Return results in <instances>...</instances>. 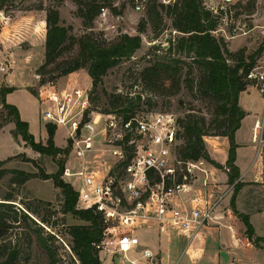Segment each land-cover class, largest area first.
I'll return each instance as SVG.
<instances>
[{
  "label": "rangeland",
  "instance_id": "374dc122",
  "mask_svg": "<svg viewBox=\"0 0 264 264\" xmlns=\"http://www.w3.org/2000/svg\"><path fill=\"white\" fill-rule=\"evenodd\" d=\"M174 1L158 0L157 2L168 5ZM99 2L105 3L106 14L101 16L100 9V14L91 22L85 21L79 15V4L75 0H64L60 4L56 0H7L1 9L0 66L2 63H8L9 67L7 72L0 70V87L8 86L5 82L10 80L14 85L17 84L12 98L24 112H29L35 120L37 118L41 120L38 124H34L39 136L35 137L36 142L45 147L49 146V135L45 140L40 139V135H44L45 125L46 128L47 126L54 128L49 123L44 124L40 114L41 106L37 99L38 89L43 84L41 79L46 81L54 79L58 86L65 82L62 79L64 76L58 77L60 70H52L55 64L50 65L47 68L49 71L42 77L37 74L38 69L45 62V18L46 9L51 6L58 7L61 23L77 38L92 33L99 40L110 42L117 40L123 33L142 36L141 48L132 58L124 59L111 68L103 77V83L96 89L89 84L90 75L87 69L77 70L80 71V75L74 76L78 78L76 85L89 88V110L101 112L119 111L122 108H131L140 112L155 110L171 112L180 120H186L191 114L205 118L206 126L213 125L217 118L218 107L215 100L203 88L204 70L192 53L179 51L177 48V41L184 34L174 29L172 19L166 11L160 9L163 19L153 24L147 15L153 0H99ZM137 4L141 5L140 9L136 8ZM41 6L44 9H39ZM226 11L213 34L223 38L231 52H240L246 60H249L259 47L264 48V0H240ZM141 23L145 24L143 32L139 31ZM77 53V45L67 47L58 62L70 59ZM255 59L254 67L264 72V50L260 55H256ZM157 62L169 63L175 70L165 68L159 76L148 75L149 80H145V68ZM230 64H235V61L230 59ZM36 74L39 76V81ZM249 81L251 84L247 88L250 87L243 93V98L247 101L244 105L259 113L253 132L259 144L260 157L252 176L243 178L245 183L237 195L236 205L238 212L253 215L258 230L264 233V92L262 91L264 81ZM253 118L254 115H250L245 119L240 131L241 136L245 134L247 137ZM258 122L259 126L256 127ZM223 137L225 136H205L208 152L213 149L220 152L218 142H222ZM53 143L55 144L54 141ZM61 148L66 149V147ZM67 160L66 151L53 156L34 149L26 142L17 131L13 114L3 106L0 95V201H4L3 198L12 194L17 207L26 208L27 204H30L38 213L35 214V222L20 219L15 223L19 224L16 228L7 227L5 233L0 235V244L15 246L19 250L17 264H50L45 244L52 249L57 259L56 264H82L73 249L70 229L72 226L89 223L72 213H63L64 196L61 188L55 186L54 180L49 177L60 170V161L65 166ZM222 165L226 166V164ZM20 171L29 172L34 176L23 184L13 182L21 177L18 174ZM58 179L60 183L70 184L63 174ZM232 194L233 189L229 201L223 208L225 210L231 208L236 216V223L241 222V226L235 227L240 238V234H246V227L233 210ZM76 208L80 209L77 205ZM42 218L47 221L41 222ZM259 234L256 233L254 238ZM251 242L255 244L254 240ZM185 243L186 240L182 239L180 246H184ZM259 244L264 245V242L260 241ZM95 251L101 259V264H130L121 254L106 251L102 247H95ZM2 259L0 257V262ZM187 259L185 256L183 263Z\"/></svg>",
  "mask_w": 264,
  "mask_h": 264
},
{
  "label": "built area",
  "instance_id": "2783aa9c",
  "mask_svg": "<svg viewBox=\"0 0 264 264\" xmlns=\"http://www.w3.org/2000/svg\"><path fill=\"white\" fill-rule=\"evenodd\" d=\"M239 1L205 0L204 5L221 14ZM105 14L106 7H101V16ZM8 67L2 63L0 70L7 72ZM247 79L262 82L264 72L253 67ZM38 100L42 119L68 131L63 177L77 193V207L92 210L103 222L96 248L115 254L138 251L131 263L145 259L147 264H162L142 246L139 230L157 227L191 239L215 219V208L234 187L228 183L225 192L212 200L204 197L201 204L179 202L200 178L204 187L211 186L215 173L206 158L180 156L181 126L171 112L136 111L125 117L119 111L89 110V88L49 81L40 85Z\"/></svg>",
  "mask_w": 264,
  "mask_h": 264
},
{
  "label": "trees",
  "instance_id": "16d2710c",
  "mask_svg": "<svg viewBox=\"0 0 264 264\" xmlns=\"http://www.w3.org/2000/svg\"><path fill=\"white\" fill-rule=\"evenodd\" d=\"M6 1L0 0V10ZM56 1L60 4L64 0ZM75 1L79 4V15L88 22L93 21L100 14L101 7H105V3L102 4L99 0ZM157 1L153 0V4L147 10L149 21L153 24L159 23L158 21L163 19L160 9L166 11V14L172 19L174 29L184 34L178 39L177 48L179 51L192 53L202 66L204 70L203 88L215 100L218 107L217 118L214 120L213 125L206 126L205 118L191 114L188 115L186 120L178 119L181 126L179 154L185 159L203 157L217 168H228L229 184L234 185L231 199L233 210L244 222L247 237L254 240L256 246H261L259 242H264V237L256 236L254 238L256 232L250 215L238 212L236 205L237 195L244 186V182L240 179L241 171L236 164L238 144L235 140V133L240 128L242 119L246 115V111L239 103V95L251 84L247 79V74L255 66L256 55H260L264 48L263 46L259 47L249 60H246L240 52H231L227 48L224 39L213 34L224 11L222 10L221 14H215L205 7L203 0H175L168 5ZM39 9L44 8L41 6ZM114 10L117 12V8H114ZM46 12L45 62L37 71V74L41 77L49 71L47 68L54 64L55 67L52 70H60L58 77L85 68L92 78L93 89H96L103 83V77L111 68L117 66L124 59L132 58L134 53L142 46V36L139 34L123 33L117 40L110 42L101 41L92 33L84 34L79 38L74 37L69 33V28L61 23L60 11L57 6L49 7ZM144 30L145 24L141 23L139 31L143 32ZM75 45L78 46L77 55L58 62L63 51L67 47ZM230 59H233L235 64H230ZM165 68L172 69L169 63L162 62L147 66L144 70L145 80H149L150 75L159 76ZM45 81V79H41V83H45ZM48 81L55 82L54 79ZM15 89L11 86H2L0 87V95L3 106L9 109V113L13 114L17 131L21 137L34 149L49 155L57 156L62 152H67V148H59L53 143L57 128L53 124H51L54 127L53 129L51 126H47L49 146L45 147L36 142L35 136L29 131L28 122L21 118L18 107L7 102V94ZM139 97L141 98L140 95ZM119 111L125 117H129L136 112L131 108H122ZM208 135L228 137L230 147L225 167L211 158L204 138ZM59 166L60 170L56 174L49 175V177L54 180L55 186L61 188L64 196L63 213H72L89 223L88 225L71 227L70 235L73 238V249L82 264H100L101 259L95 251L94 244L102 239L103 222L92 210L76 208L77 193L70 184L59 182L58 177L63 174L64 170L62 161L59 162ZM18 174L21 177L13 180L18 184H23L34 176L25 171H20ZM3 200L0 201V235L5 233L7 227L16 228L19 224L15 223L20 219L35 222V214L38 213L32 205L27 204L26 208L17 207L12 194H8ZM45 221H47L45 218L41 219V222L45 223ZM45 248L50 258V264H56L57 259L52 249L47 244H45ZM18 255L19 250L15 246L0 244V257L3 258L0 264H17Z\"/></svg>",
  "mask_w": 264,
  "mask_h": 264
},
{
  "label": "crops",
  "instance_id": "0c3cea01",
  "mask_svg": "<svg viewBox=\"0 0 264 264\" xmlns=\"http://www.w3.org/2000/svg\"><path fill=\"white\" fill-rule=\"evenodd\" d=\"M45 25V22H44ZM46 38V32H44ZM12 76V72L10 73ZM80 75V71H74L65 75L64 83L60 87L69 84L70 86L78 82V78L74 76ZM36 78L39 81V76L36 74ZM85 78V77H84ZM37 81V82H38ZM89 84H92V78L90 77ZM8 86L14 82H5ZM58 85V83H57ZM17 84L14 85L17 89ZM250 87V86H249ZM249 87L242 91L239 95V103L241 107L246 111L245 117L242 119L240 128L235 133V140L238 144L236 164L239 166L241 171L240 179L244 182L243 178L247 176H252L254 173V167L257 164L260 152L258 151V143L254 136V124L259 117L258 112H254L251 108L246 107L247 101L243 98V93H245ZM15 89V91H16ZM15 91L8 93L6 96L7 102L14 104L18 107L21 118L28 122L29 131L37 138L39 137L36 129H34V124H38L41 120L37 118L34 119L32 115L22 109V107L14 101L12 98ZM29 93V92H28ZM31 94V93H30ZM35 97V96H34ZM38 101V99H37ZM254 115L253 122L250 123L248 135H240L243 123L245 119ZM41 118V117H40ZM44 124L46 122L44 121ZM59 134L61 135L59 137ZM67 134L68 131L65 127L60 126L56 128L54 134V142L57 147H66L67 145ZM48 131L45 125L44 135H40V139L45 140L48 138ZM220 145V152L217 149L209 150L212 159L216 160L221 164H226L229 153V139L228 137H223L222 142H218ZM211 171L215 173V179H213V184L209 187H204L202 179L196 181L192 190L184 194L179 198V202L183 205H193L201 204L204 197L209 199L216 198L218 195L225 192L228 187V172L224 169L217 168L213 165ZM245 183V182H244ZM214 195H212V193ZM211 193V194H210ZM231 196V191H228L219 202L215 208L214 215L215 219L208 225L203 226L198 234L193 238H189L186 234H177L169 230H160L159 228H143L139 230L140 241L143 247L150 248L155 254H157L158 261L162 264H264V245L256 246L251 242L247 235L240 234V238L237 232H234L237 225H242L236 223V216L232 212L231 208H223ZM227 206V205H226ZM251 222L255 227V232L260 233L259 236L264 237V233L258 230L256 225V220L254 216H250ZM237 230V229H235ZM142 232V234H140ZM182 239L186 240L184 246H180ZM128 262L129 259L136 258L140 255L138 251H131L128 254L120 253ZM119 255V254H118ZM187 256V261L183 263L184 257ZM142 264H147L145 259L140 261ZM101 264V263H100ZM130 264H133L130 262Z\"/></svg>",
  "mask_w": 264,
  "mask_h": 264
}]
</instances>
